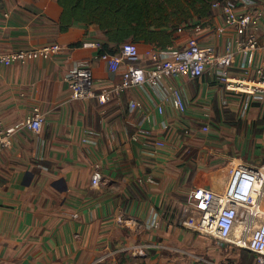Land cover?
Wrapping results in <instances>:
<instances>
[{
  "label": "crops",
  "instance_id": "obj_1",
  "mask_svg": "<svg viewBox=\"0 0 264 264\" xmlns=\"http://www.w3.org/2000/svg\"><path fill=\"white\" fill-rule=\"evenodd\" d=\"M231 1L236 13H255L249 29L263 37L264 0ZM62 11L58 0H0V52L60 45L48 58L0 63V122L13 132L0 150V264H251L248 249L190 226L189 195L219 189L237 161L264 165V92L229 90L208 65L200 77L135 85L104 104L72 99L66 76L78 63L90 65L97 90L119 84L127 63L112 71L98 55L105 45L118 54L123 42L110 41L95 23L62 29ZM236 37L222 8L212 6L211 14L184 23L172 46L197 38L224 54ZM135 43L145 67L152 64L147 50L170 47ZM259 69L261 50L238 52L228 77L252 84ZM168 87L182 91L184 111ZM132 101L140 109L131 110ZM29 115L44 118L41 131L24 126ZM128 121L150 128L164 145L154 152L143 136L132 139L136 126Z\"/></svg>",
  "mask_w": 264,
  "mask_h": 264
},
{
  "label": "built area",
  "instance_id": "obj_2",
  "mask_svg": "<svg viewBox=\"0 0 264 264\" xmlns=\"http://www.w3.org/2000/svg\"><path fill=\"white\" fill-rule=\"evenodd\" d=\"M212 5L222 8L226 22L235 25L237 31V37L228 45L224 54H218L212 47L200 44L197 38H191L183 48L170 46L162 50H147L152 64L145 67L138 61V44L132 41L124 42L118 54L102 52L98 55L109 62L112 71H117L122 63H127L122 81L111 89L97 90L90 65L78 63L66 76L72 99H97L99 103L104 104L116 94L135 85L146 82L160 84L165 77L174 75L200 77L208 65H215L219 69L220 77L229 90L253 91L258 88L264 92V71L261 69L258 70L259 81L252 84H242L239 80L228 77V69L236 53L257 49L264 53V36L260 37L249 29L255 13H236L231 0H216ZM2 28L0 21V30ZM94 45L100 46L99 43ZM59 50V44H52L11 53L0 52V63L26 62L36 56L48 58ZM167 91L171 94L174 104L184 111L186 103L182 91L176 87H168ZM140 107V103L136 101L130 103L131 110ZM158 110L162 112L163 109L158 106ZM148 118V115H143L144 120ZM132 124L136 126L132 139L138 140L139 136H143L146 139L144 145L154 152L164 145L153 136L150 128L142 123ZM43 125L44 118L41 115H29L24 121V126L35 132L41 131ZM12 136L13 132L2 128L0 122V150L11 144ZM227 174L219 189L198 187L190 193L192 219L189 224L196 231L216 237L219 241H233L237 246L254 253L256 264H264V165L255 166L237 161L229 168ZM102 179L100 161L95 158L92 163L93 186L100 185ZM147 180L155 182L151 176L147 177ZM119 220L122 221L121 218ZM238 226H241L239 236L235 234ZM106 257L107 255H103L98 260L102 262Z\"/></svg>",
  "mask_w": 264,
  "mask_h": 264
},
{
  "label": "trees",
  "instance_id": "obj_3",
  "mask_svg": "<svg viewBox=\"0 0 264 264\" xmlns=\"http://www.w3.org/2000/svg\"><path fill=\"white\" fill-rule=\"evenodd\" d=\"M216 0H58L63 8L62 29L73 22L98 24L110 41L128 39L172 46L175 34L195 16L211 14ZM107 48V45H105ZM103 47L101 52H108ZM113 50H109V53Z\"/></svg>",
  "mask_w": 264,
  "mask_h": 264
},
{
  "label": "rangeland",
  "instance_id": "obj_4",
  "mask_svg": "<svg viewBox=\"0 0 264 264\" xmlns=\"http://www.w3.org/2000/svg\"><path fill=\"white\" fill-rule=\"evenodd\" d=\"M225 243H227V245H229V246H233L235 248H238L236 246V244L233 241H231V240L230 241H226ZM243 250H245V248ZM242 253H243V251H242ZM247 258H248V256H247ZM229 264H234V263L229 262ZM251 264H255V255L254 254H253V257H252V263Z\"/></svg>",
  "mask_w": 264,
  "mask_h": 264
},
{
  "label": "bare ground",
  "instance_id": "obj_5",
  "mask_svg": "<svg viewBox=\"0 0 264 264\" xmlns=\"http://www.w3.org/2000/svg\"><path fill=\"white\" fill-rule=\"evenodd\" d=\"M241 233V226H238L237 230H236V235L239 236Z\"/></svg>",
  "mask_w": 264,
  "mask_h": 264
}]
</instances>
